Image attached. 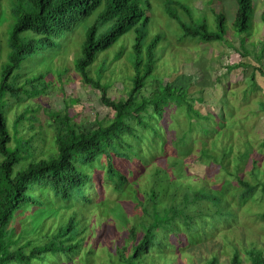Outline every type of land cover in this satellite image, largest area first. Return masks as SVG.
Segmentation results:
<instances>
[{
  "label": "trees",
  "instance_id": "16d2710c",
  "mask_svg": "<svg viewBox=\"0 0 264 264\" xmlns=\"http://www.w3.org/2000/svg\"><path fill=\"white\" fill-rule=\"evenodd\" d=\"M237 1L234 29L240 34H250L254 27L255 0ZM174 4L181 6L191 18L193 11L180 0L165 3L166 11L179 20L185 37H197L204 42L224 41L230 46L228 37L225 40L228 36L225 14L217 16V29L213 30L206 18L199 23L180 19ZM143 5L144 0H12L9 37L5 34L3 40L8 42L6 54L9 53L0 71V264H183L185 249L203 243L216 223L235 216L236 211L228 205L221 189H204L191 183L193 164L188 159L181 157L185 164L181 170L175 161L165 160L174 152L177 155L178 149V136L170 131L168 120L173 108L182 107L190 117H204V121L213 115L204 114L196 107V104L206 107L208 101L204 96H191L190 85H174L165 78L167 69L170 76L177 68L170 67L156 53L162 38L160 33L146 45L150 16ZM97 9L101 10L88 28L80 56V49L76 50L73 65L82 82L99 92L101 102L108 108L107 118L100 119L98 113L93 120L78 121V114L71 111V106L80 100L73 97L68 103L64 95L65 107L49 106L47 115L53 130L54 150L38 158L35 151H43V146L37 142L45 140L46 133L42 131L40 116H27V112H38L42 105L26 107L17 115L12 129L7 118L8 107L11 102L47 93L57 83L54 69L50 66L23 81L19 80L17 71L29 57L46 49L58 50L59 38L73 31ZM103 26L107 28L100 31ZM131 30L135 36L133 49L129 58L126 57L129 70L125 76L131 84L123 80L125 95L112 98L109 89L116 80H104V71L122 53L112 58L106 55L107 59H100L98 64L96 59L101 51L109 49ZM241 46L240 55L253 53L257 62L228 64L227 71L251 66L264 73L259 63L264 58V49L257 54L244 47V43ZM179 63L180 59L176 65ZM161 69L165 70L164 75ZM251 77L255 79L254 71ZM201 86L199 90L203 92V83ZM219 98V102H231L225 89ZM247 100L254 98L248 96ZM24 119L29 124L19 135L18 124ZM220 121L226 122L221 118L214 122ZM210 130L209 127L204 139V148L210 153L206 173L214 175L215 170L222 168L236 176L241 185L237 200L263 203V206L264 179L259 174L264 170L258 165V153L249 143L245 151L234 154L233 142L226 143L222 138L215 141ZM162 131L167 132L162 135ZM232 131L230 128L222 132L229 138ZM191 149H185L183 154L188 155ZM231 156L235 159L230 161ZM153 160L160 163L148 168ZM229 161L237 163L232 171ZM245 164L257 181L243 177ZM105 182L112 183L111 193L107 192ZM93 183L99 186L95 199L91 196ZM257 214L264 219V211ZM116 220L122 223L120 230ZM235 237L228 264H245L242 251L250 264H264L263 248L252 242V246L243 249L240 247L243 241ZM190 240L194 245L188 246ZM210 251L212 255L203 264H221L219 253L212 248ZM195 260L190 256L184 263L202 262Z\"/></svg>",
  "mask_w": 264,
  "mask_h": 264
},
{
  "label": "rangeland",
  "instance_id": "374dc122",
  "mask_svg": "<svg viewBox=\"0 0 264 264\" xmlns=\"http://www.w3.org/2000/svg\"><path fill=\"white\" fill-rule=\"evenodd\" d=\"M168 1L171 2L173 0H144L143 6L147 9V13L150 16L146 45L152 41L156 34H161L162 38L157 45L156 53L161 54L163 61H166V64H170V67L176 66L177 68V71L173 72L170 76L168 69L166 70V74L165 70L161 69L163 75L165 74V78L168 81H172L174 85H190L191 96H204L208 101V105L206 104L205 107L204 105L196 104V107L201 109V112L204 114L211 112L213 116L208 115L210 120L204 121L206 119L204 117H190L182 107L173 108L168 120L170 118V131H174L176 137L178 136V139H176L178 149L177 155L174 152L170 158H166L165 160L166 162L167 160L168 162L175 161L177 168L181 170L185 166L182 163L181 157L188 159L193 164L191 166L193 172L190 176L191 183L198 184L204 189L210 187L218 190L221 189L227 196L228 205L236 211L235 216L228 219V221L216 223L214 231L206 237V241L203 243L194 245L193 241L190 240V245L188 246H194L191 249H185L186 252L182 254V261L185 264L184 262L190 256H194L196 258L195 261L202 260L198 264H203L206 257L209 258L212 255V251H210V248H212L219 253L221 264H228V260L233 252L232 239L235 236L236 239L243 241L240 243V247L243 249L252 246L250 245L252 242H255L256 246L259 245L258 247L264 249V219L260 218L257 214L264 211V205L262 206L263 203L259 204L254 201L239 202L236 194L240 191L241 185L236 181V176L227 174L228 172L222 168L215 170L216 173L214 175L206 173L207 167L205 164L208 163L209 157H207V154L209 152L205 150L206 142L204 139L209 134L207 131L210 127V134H213L215 141L222 138L226 143L233 142L234 146H236L234 154L239 153L241 150L245 151L247 144L250 143L252 149H255L259 155L260 161L258 165L264 170V73L256 71L251 66L247 67L246 70H243V67H239L230 72L226 68L228 64L236 66L243 61L249 62L250 65L257 62L256 56L253 53L245 57L240 55L243 51L241 44L243 45L244 43V47L247 49L257 51V54L264 49V0H255V11L253 13L254 27L250 29V34H240L234 29V21L239 6L237 0H180L192 8V18L181 6L177 4L173 5L180 19L188 23H199L203 18H206L210 28L213 30L217 29V16L220 13L225 14L228 34L225 40L228 37L229 44L231 43L230 46L224 41L204 42L197 37H185L179 20L173 18L166 11L165 3ZM100 10L97 9L91 16L81 20L73 31L65 32L59 38L58 50L46 49L44 53L39 52L34 57H29L24 61L23 67L17 71L19 80L23 81L28 75L46 71L50 66L54 69L53 72L57 83H54L47 93L41 97L28 98L22 102H11L10 104L12 105L8 107L10 110L7 113V118L9 126L12 129L17 115H20L26 107L37 108L38 104L42 105L38 112L35 111L33 113V110L27 112V116L33 114L40 116L44 126L42 131L46 133V139H40L37 142L40 146H43V151H35L38 158L46 155L48 151L54 150L53 130L48 123L47 115L49 113V106L57 109L65 107L64 95H67L68 103H70L73 97L80 100L71 106V111L78 114V121L93 120L95 114L98 113L100 119L107 118L108 108L101 102L99 92L82 82V78L78 74L76 75L73 65L74 54L76 50L80 49L79 56L81 55L88 28L96 21ZM11 14H13L12 0H0V71L1 65L4 64V59L8 57L9 53L7 52L6 54L8 42L5 43L3 40L6 39L5 34L9 37L12 23H10L12 21ZM106 28V26H103L100 31H104ZM134 36V30L129 31L109 49L101 51L96 59L98 64L100 59H107L106 55L112 58L122 53L118 59L114 60V64L108 68L105 66L107 69L104 71L103 79L109 81L116 80L109 89V95L112 98H120L125 95V82L123 80L126 81L127 85L131 84L125 78L129 70V62H127L126 57L129 58V54L133 49ZM179 59L180 63L176 65V61ZM95 63L90 66V70L93 69ZM259 63H261L264 72V58L259 60ZM253 71L255 75L254 80L251 77ZM97 75L98 73L94 74V76ZM198 81H200L199 85H195V82ZM190 82L192 83L190 84ZM202 83L204 85L203 92L199 90L202 88ZM223 89L226 90L227 97L231 102H227L226 100L219 102ZM242 93L247 94L242 96ZM248 96H252L254 100L246 101ZM242 100H245L244 103ZM214 101H216L215 104ZM236 113L241 114V117ZM219 118L227 123L223 124L221 121L218 123L214 122ZM236 121L238 123L237 127ZM203 123H208V125H204ZM28 124V119L19 122V135L26 131ZM230 128L234 131H232L231 137L226 138L222 131H230ZM167 131H162L160 134L163 135ZM189 148L192 149L185 156L183 151ZM232 156L229 159L230 161L235 159ZM230 161L228 167L232 171L233 166L237 163L234 161L230 164ZM152 163L148 168L158 165L160 161L156 162L153 160ZM242 171L243 177L253 182L257 181L254 173L246 167V164L243 166ZM259 176L264 179V172L263 174H259ZM105 184L107 192L111 193L112 183L105 182ZM98 188V184L93 183V192L91 193L93 199L96 198ZM121 226L122 223L117 221L118 230L121 229ZM241 255L245 259V264H250L244 251H242ZM76 264L82 263L77 262Z\"/></svg>",
  "mask_w": 264,
  "mask_h": 264
}]
</instances>
